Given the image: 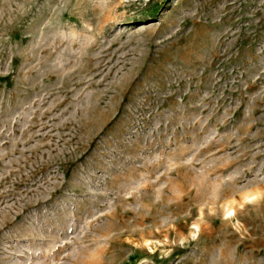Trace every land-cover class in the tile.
Here are the masks:
<instances>
[{
	"label": "rangeland",
	"instance_id": "1",
	"mask_svg": "<svg viewBox=\"0 0 264 264\" xmlns=\"http://www.w3.org/2000/svg\"><path fill=\"white\" fill-rule=\"evenodd\" d=\"M0 264H264V0H0Z\"/></svg>",
	"mask_w": 264,
	"mask_h": 264
}]
</instances>
